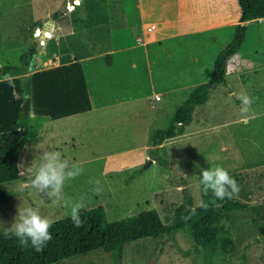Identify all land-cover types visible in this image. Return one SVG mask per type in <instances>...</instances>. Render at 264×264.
<instances>
[{
    "label": "rangeland",
    "instance_id": "rangeland-1",
    "mask_svg": "<svg viewBox=\"0 0 264 264\" xmlns=\"http://www.w3.org/2000/svg\"><path fill=\"white\" fill-rule=\"evenodd\" d=\"M65 1L68 0H0V52L6 51V55L14 57L17 61V53L13 51L37 44L39 41L37 34H40L46 22L52 21V16L47 14L60 11ZM79 3L82 4L79 8V18L84 20L80 31L85 38V47L78 50L82 55L109 49L111 46L109 34L114 31L116 34L123 32L126 35L133 27L135 19L133 15L128 16V13L133 14L137 11L135 2L114 0L115 5L112 3L106 5L105 0H81ZM234 10L236 14L235 7L232 8L230 3L229 12L234 13ZM107 16L114 19L112 24ZM34 24L41 25V28L35 29L33 35H30L29 30ZM246 26L247 32L240 51L227 61L226 86H217L211 90L213 96L208 99L210 103L207 101V104L195 109L193 121L182 135L159 146L155 161H152L149 151L148 156L144 158L148 135L154 129L167 127L176 103H180L186 97L189 89L183 95L173 96L172 102L166 105L153 99L151 103H154L155 107L158 106L159 112L158 118L154 121L151 118L140 119L146 117L145 111L138 114L140 118L134 127L125 129L127 137H124V143L125 146L129 143L132 145L128 147L133 153L124 159L123 156L119 157V154L113 160L95 159L93 155L91 156L85 148L100 147L96 145L100 139L82 133L89 131L88 129H81V133L78 130L71 132L72 129L69 128L62 129L54 134H58L57 138L52 139L50 124L60 125L67 120L51 123L45 121V128L36 142L26 144L19 154L21 178L4 185L9 198L0 212V229L3 232L9 230L20 205L39 209L51 222L70 216L69 209L53 204L46 194H41L31 186V179L40 165L39 156L44 151H59L65 159L83 165L84 173L74 180L67 181L63 194L65 198L75 201L83 199L85 207L81 212L102 207L109 222L143 211L155 210L163 223H170L175 209L184 205L188 196L193 197L196 206L201 205V193H208L200 183L201 169L219 165L226 168L230 175H236L240 179L239 193L235 196V201L252 207L261 206L257 217L253 209L230 212L227 221L224 222V229L227 232L226 255L220 262L264 264V19L247 23ZM59 32L56 26H52L50 33L54 37L43 41L44 46L33 58L29 72L50 63L53 57L51 53L59 46L54 40ZM233 34L234 28L228 26L219 34L223 40L218 39L217 35H206L204 39L208 43L204 45L197 35L188 40L183 38L184 40L179 42L191 41L190 46L195 45L194 48L199 53L198 59L202 64L199 65L205 68L207 63L211 62L212 65L217 53L226 46L227 41L232 40ZM211 41L214 43H209ZM15 84V82L0 84V131L8 128L16 115L17 109L13 106L16 101L13 100L21 99V106L25 102L22 90L19 98L16 97L18 94ZM17 84L20 87L19 79ZM239 92H245L255 98L247 113L241 112V101L235 95ZM148 99L151 101V98ZM233 130L234 135H229ZM119 140H123V137H119L117 141ZM122 144L115 145L114 142L109 146L118 148ZM107 161L110 164L115 161L116 166L109 165ZM114 167V171L111 170ZM94 181L100 182L101 191L98 194L92 190ZM161 244L162 252L155 260L156 249ZM192 245L191 236L182 232L167 240L142 239L124 247L118 264H203L202 253L193 254ZM60 264L115 263L110 254L96 252Z\"/></svg>",
    "mask_w": 264,
    "mask_h": 264
},
{
    "label": "crops",
    "instance_id": "crops-1",
    "mask_svg": "<svg viewBox=\"0 0 264 264\" xmlns=\"http://www.w3.org/2000/svg\"><path fill=\"white\" fill-rule=\"evenodd\" d=\"M80 1H65L58 11L61 19L55 21L51 17L52 26H56L60 31L54 38L59 46L51 53L53 57L50 63H45L29 73L31 113L34 118L43 120V129L45 121L51 123L67 120L60 125L50 124L52 139H56L58 134H54L62 129L69 128L72 129L71 132L78 130L80 133L81 129H88L89 131L82 133L100 139L96 144L100 147L85 148L91 156L93 155L95 159L113 160L119 154V157L123 156L124 159L133 153L128 147L132 146L130 143L125 146L124 137H127L126 130L132 129L138 122L140 118L138 114L146 112V117H141V120L151 118L154 121L158 118V106L155 107V104L151 103L156 96H160V100L157 101H162L161 103L166 105L172 102L173 96L183 95L189 89L186 92L187 97L191 90L209 81L212 76L217 55L212 65L210 62L203 68L199 65L200 57L194 48L195 45L190 46L191 41L189 43L179 41L197 35L204 45L208 43L204 39L206 35H217L218 39L223 40L219 34L228 26L231 29L235 28L239 23L240 8L237 0H125L129 3L135 2L137 9L133 14L128 13V16L133 15L135 19L131 30L127 31L126 35L113 31L109 34L111 42L109 49L82 55L78 52L85 47V38L80 31V26L84 24V20L79 18V8L82 5ZM111 3L115 5L114 0H105L106 5ZM230 3L232 8L235 7L236 14L235 10L234 13L229 12ZM75 7L77 8L74 9ZM47 15L53 16L49 13ZM107 17L112 24L114 20L112 16ZM150 27L152 30L148 32ZM48 34L51 36L46 39L54 37L51 33ZM229 42L230 40L226 45ZM28 47L13 51L17 53V61L14 57L6 55V51L0 52V67L18 64L20 55ZM62 57L65 58L61 61ZM18 79L21 81L19 76L3 78L0 75V84L16 83L15 90L18 94L16 97L19 98L22 83L19 87ZM194 82L197 83L190 87ZM148 98H151V101ZM20 100H13L16 101L13 105L14 109H17L16 115L8 128L0 131V134L14 129L24 107V104L20 105ZM180 103H176L175 111ZM207 103H210L209 100ZM8 106L10 107L9 103ZM171 118L168 120L169 123ZM229 135H234V130ZM119 137H123V140L117 141ZM72 141L75 143V140ZM146 141L148 142V138ZM114 142L115 145L123 144L118 148L110 147L109 145ZM146 147L144 158L149 154V143ZM153 160L155 161L152 158ZM114 162L108 164L116 166ZM114 169L115 167L111 170Z\"/></svg>",
    "mask_w": 264,
    "mask_h": 264
},
{
    "label": "trees",
    "instance_id": "trees-1",
    "mask_svg": "<svg viewBox=\"0 0 264 264\" xmlns=\"http://www.w3.org/2000/svg\"><path fill=\"white\" fill-rule=\"evenodd\" d=\"M237 3L240 8L239 23L234 28L232 40L217 54L210 80L197 85L189 92L185 100L178 105L165 129L150 132L149 154L153 159L157 160L156 151L160 145L184 133L185 128L193 121L195 109L208 101L211 90L226 85L227 61L241 49L247 32L246 24L264 19V0H237ZM52 19L60 20V13H54ZM40 28L41 25L34 24L29 30L30 35ZM46 35L51 36L48 33ZM36 45L33 44L23 51L18 64L0 67V75L3 78L20 77L23 95H30L29 69L38 53ZM42 129L43 120L32 116L29 103L23 107L14 129L0 134V212L9 198L4 185L21 178L18 166L21 150L26 144L36 141ZM232 176L239 184L240 179L236 175ZM234 198L217 201L221 206L216 207L211 203L210 191L201 193L200 206H196L193 197L188 196L186 203L175 209L173 219L168 224L161 221L155 210L109 222L102 207L88 209L80 212L83 221L81 227H76L70 216L52 222V238L41 251L21 247L14 235L9 234L6 237L0 229V264H60L96 252L110 254L113 262L118 264L127 244L147 238L167 240L179 232L191 236V252L195 255L202 253L203 264H224L220 262L224 260L227 248L224 222L230 212L253 209L257 217L261 210V206H247ZM162 249L161 244L156 249L155 260L159 258Z\"/></svg>",
    "mask_w": 264,
    "mask_h": 264
},
{
    "label": "clouds",
    "instance_id": "clouds-1",
    "mask_svg": "<svg viewBox=\"0 0 264 264\" xmlns=\"http://www.w3.org/2000/svg\"><path fill=\"white\" fill-rule=\"evenodd\" d=\"M235 95L241 101V112H249L255 98L245 92ZM244 122L247 123L246 120ZM39 160L40 165L31 179V186L41 194H46L53 204L69 209L73 224L76 227H81L83 221L80 212L85 207L83 199L75 201L65 198L63 189L67 181L74 180L84 173L83 165L65 159L59 151L53 150L44 151L39 156ZM197 167H199L198 164ZM199 177L205 192L212 193L211 203L216 207L221 206L217 201L232 199L239 193L238 182L223 166L217 165L210 169H201ZM92 183L94 185L92 190L98 194L101 191L100 182ZM51 224V220L43 216L39 209L20 205L14 222L9 230L4 232V235L7 237L11 232L21 247H31L36 251H41L52 238Z\"/></svg>",
    "mask_w": 264,
    "mask_h": 264
},
{
    "label": "water",
    "instance_id": "water-1",
    "mask_svg": "<svg viewBox=\"0 0 264 264\" xmlns=\"http://www.w3.org/2000/svg\"><path fill=\"white\" fill-rule=\"evenodd\" d=\"M51 28H52V23L50 21H48L42 27L40 34H37V37H38L39 41H38V43L36 45V51H38L42 47L43 41L46 40V38H47L46 34L50 33ZM31 64H30V68H31ZM24 98H25L24 106H27L29 104V102H30V98H29L28 95H24Z\"/></svg>",
    "mask_w": 264,
    "mask_h": 264
},
{
    "label": "built area",
    "instance_id": "built-area-1",
    "mask_svg": "<svg viewBox=\"0 0 264 264\" xmlns=\"http://www.w3.org/2000/svg\"><path fill=\"white\" fill-rule=\"evenodd\" d=\"M151 30H152V28H151V27H150V28H148V32H151ZM155 99H156V100H160V96H156V97H155Z\"/></svg>",
    "mask_w": 264,
    "mask_h": 264
},
{
    "label": "snow or ice",
    "instance_id": "snow-or-ice-1",
    "mask_svg": "<svg viewBox=\"0 0 264 264\" xmlns=\"http://www.w3.org/2000/svg\"><path fill=\"white\" fill-rule=\"evenodd\" d=\"M77 2H78V0H77Z\"/></svg>",
    "mask_w": 264,
    "mask_h": 264
}]
</instances>
